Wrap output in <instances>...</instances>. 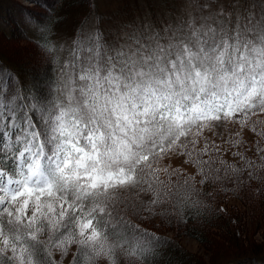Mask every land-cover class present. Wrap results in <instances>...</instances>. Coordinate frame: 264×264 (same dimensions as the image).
I'll list each match as a JSON object with an SVG mask.
<instances>
[{
	"label": "snow or ice",
	"instance_id": "6c2138e0",
	"mask_svg": "<svg viewBox=\"0 0 264 264\" xmlns=\"http://www.w3.org/2000/svg\"><path fill=\"white\" fill-rule=\"evenodd\" d=\"M188 6L114 39L82 22L63 58L38 44L49 95L0 68V264H148L145 222L264 180V0Z\"/></svg>",
	"mask_w": 264,
	"mask_h": 264
},
{
	"label": "rangeland",
	"instance_id": "374dc122",
	"mask_svg": "<svg viewBox=\"0 0 264 264\" xmlns=\"http://www.w3.org/2000/svg\"><path fill=\"white\" fill-rule=\"evenodd\" d=\"M151 1L152 4L149 5ZM67 2L68 0H0V15H5V19H9L10 22L8 24L11 28L10 36L5 35L4 32L0 30V58L9 63L12 67H19V70L23 72L22 77L29 75L33 79L34 83L39 80L40 86H43L46 91L50 85L49 81L46 78H43L42 75L47 73L46 60L48 55L44 52V50L38 47L35 42L28 38L33 34L36 27L31 24V22L20 21L19 19V22L21 23L20 27H24L25 30V34H23V29H20L19 24L14 19V16H10V11L8 12L7 8H10V10L11 8L17 10L19 18L21 19H23V17L20 12H24L43 21L47 20L49 17L54 18L55 7H61V10L66 7L71 10L69 14L64 15V17L66 16L65 19L61 17L60 20L63 19V22L62 24L61 22L59 23L61 25L59 26L56 34L58 49L64 57L67 54V50L71 46L74 38L73 32L75 22L78 21L75 13L78 14V18H80L81 15H85L90 8V0H74L71 2L69 7L66 6ZM95 2L97 10L102 15L100 18L101 22L100 24L97 23V20L94 19L95 16H93L90 17L86 23L90 26H99L103 32L106 31V36L113 39L118 36H123L126 32L138 30L143 25L152 24L157 29L163 28L166 23H172V21L185 16L189 11L193 10L188 6L189 0H95ZM3 10H5V12H2ZM12 20H15V22ZM226 158L229 159L230 162H235L230 156ZM232 183L234 182L232 181ZM258 185L263 187L264 180L247 179L245 183H241L239 186H234L239 197L240 195L246 196V192L252 194L250 197V204L245 203L246 205L244 206L245 210L251 208L248 210V216L245 217V220L248 221V223H246L247 225H253V219L257 215V209H259L258 206L260 199H258L257 196L260 195L261 187L258 193L255 195L253 193L254 187ZM206 189L208 191L219 190V188L215 185H210ZM226 193L227 194L224 197L226 203L229 205L231 203L239 204V200H237L236 197H233L227 191ZM166 218L167 217H162L161 219L163 221ZM161 219H154L151 224L147 222L145 223L159 228L161 227ZM251 228L248 229V233H251ZM161 231H163V234L165 235L176 236L186 249L196 255H199L200 258L207 264H209L211 259H214L216 256L214 253L216 250L220 252L225 250V248L222 249L220 245H217V243H219L218 241L216 243L213 241L209 244L200 243L197 239L189 235L187 230L177 231L175 229L168 230L166 228L161 229ZM254 232L255 233L252 232L251 234L254 235L255 238H258L259 240L264 239V223L259 230H254ZM216 233L217 235L220 234V232ZM215 237L219 238L220 242L226 240L222 236ZM250 264H264V261L253 262Z\"/></svg>",
	"mask_w": 264,
	"mask_h": 264
},
{
	"label": "trees",
	"instance_id": "16d2710c",
	"mask_svg": "<svg viewBox=\"0 0 264 264\" xmlns=\"http://www.w3.org/2000/svg\"><path fill=\"white\" fill-rule=\"evenodd\" d=\"M73 1L74 0H68L66 6L69 7ZM151 4L152 1L149 5ZM12 9L13 8H11V10L10 8H7V11H10L11 16H14L19 27L21 25L19 19L20 21L31 22V24L36 27L33 34L28 37L31 41L35 42L37 45L43 44L47 41L50 46H53L58 50V54L63 58L62 53L58 49L56 34L59 26L63 22L62 20L66 18L64 15L69 14L71 10L66 7L63 10H61V7H55L54 18L49 17L47 20L43 21L24 12H20L23 17V19H21L19 18L17 10ZM2 12H5V10ZM75 16L78 21L75 22L73 41L79 36V26L82 22H87L90 17L95 16L96 18L94 17V19L100 24V18L102 17L101 13L97 10L95 0H90V8L85 15H81V17L78 18V14L75 13ZM5 17V15H0V30L3 31L5 35L10 36L11 28L8 24L10 21L9 19H5ZM61 17L63 18L62 20H60ZM15 20L12 21L15 22ZM60 22L61 24H59ZM96 28L103 33L105 37H109L105 35L106 31L103 32L99 26ZM20 29H23L22 33L25 34L24 27H20ZM46 63L47 73L42 76L43 78H46L49 81V85H51L52 81L56 79L55 64L53 63L51 56H47ZM0 68H3L10 73H14L21 80L26 81L27 86L30 89L32 88V84L34 83L33 79L29 75L22 77L23 72L19 70V67H12L9 63L0 58ZM41 87L44 89L43 86ZM44 94L49 95V88L47 91L44 89ZM246 180V177L242 178V183H245ZM233 182L234 183L230 181L226 182L224 185H215L219 190L208 191L205 188L204 191L211 192L212 195H201L199 199L202 201V206H197L196 210L189 211L183 221H180L178 217L173 215L171 218L167 217L163 222L160 221V226L162 228L154 227V225L150 226L146 223L142 225V227L146 228L149 233H152L159 238L158 241H155L153 244V252L148 257V264H207L199 255L186 249L176 236L163 234L164 232L161 231V229L166 228L168 230L175 229L177 231L187 230L189 235L202 244H209L213 241L216 243L218 241L219 243H217V245H220L222 249L225 248V250L222 252L216 250V252H214L216 256L214 259H211L209 264H250L253 262L264 261V239L259 240L251 234L252 232L255 233L254 230H259L264 223V185L263 187H261V185L255 186L253 189L255 195L261 187L260 195L257 196L258 199H260V207L258 206L259 209H257V215L253 219V225H247L246 223H248V221L245 220V217L248 216V210L251 208L245 210L244 206L246 205L245 203L250 202L252 194L246 192V196L240 195L239 197L237 190L234 187L237 183L235 181ZM226 191L233 197H236L237 200H239V204L231 203L232 205H229L226 203L224 200V197L227 194ZM249 228H251V233H248ZM216 232H220V234L217 235ZM215 236H222L226 240L220 242L219 238H216Z\"/></svg>",
	"mask_w": 264,
	"mask_h": 264
},
{
	"label": "bare ground",
	"instance_id": "6f19581e",
	"mask_svg": "<svg viewBox=\"0 0 264 264\" xmlns=\"http://www.w3.org/2000/svg\"><path fill=\"white\" fill-rule=\"evenodd\" d=\"M11 16V15H10ZM13 16V15H12ZM40 65H41V63H40ZM43 65V64H42Z\"/></svg>",
	"mask_w": 264,
	"mask_h": 264
}]
</instances>
